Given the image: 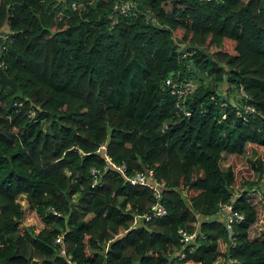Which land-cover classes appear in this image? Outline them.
<instances>
[{
	"label": "trees",
	"instance_id": "16d2710c",
	"mask_svg": "<svg viewBox=\"0 0 264 264\" xmlns=\"http://www.w3.org/2000/svg\"><path fill=\"white\" fill-rule=\"evenodd\" d=\"M134 2L123 14L113 0H0V63L16 84L0 86V264H264L249 199L255 182L264 198V0ZM169 75L196 81L188 113ZM220 82L245 94L229 100ZM247 142L255 177L238 189L221 160ZM145 166L166 212L136 218L156 198L126 175ZM230 195L243 217L228 228Z\"/></svg>",
	"mask_w": 264,
	"mask_h": 264
},
{
	"label": "built area",
	"instance_id": "2783aa9c",
	"mask_svg": "<svg viewBox=\"0 0 264 264\" xmlns=\"http://www.w3.org/2000/svg\"><path fill=\"white\" fill-rule=\"evenodd\" d=\"M134 4H135L134 0H113L112 8L114 11H118L123 14H126L128 12L135 13ZM71 5L75 6L76 2L71 1ZM165 81L166 83H168L170 91L176 97L175 105L178 108L182 107L184 111L188 113V110H185L184 108V101L186 95L190 91H192V89L196 85V81L193 79L175 80L170 75L165 78ZM233 92L234 94L237 93L238 95L239 93L245 94V91L243 90L242 86H239L238 88H234ZM243 109L247 111H251L253 110V106L248 103H244ZM105 159L107 160L108 163H111L119 170H123L124 167L123 164H115L108 155H105ZM91 172L93 173V179H92V184H93L96 181V170L92 168ZM126 178L132 183L137 182L148 185L154 197L156 198V200L153 203H151L149 208L145 212L141 214H137L136 218L137 217L149 218L151 216L162 215L166 212L165 206L158 200L161 188L164 185V180L162 178H159L155 174L154 167L145 166L142 169L136 170L130 175H126ZM232 200H233V195H230V197L227 200L220 202L219 213L221 214V217H223V220L225 221V224L228 228L232 226V223L234 221H238L243 217V213L233 207ZM178 231L180 232L181 240L184 242H189L193 237V232H187L183 228H179ZM55 240H59V236H56ZM59 251L61 253H64V248L60 247ZM66 256L67 259H69L70 255L67 254Z\"/></svg>",
	"mask_w": 264,
	"mask_h": 264
},
{
	"label": "rangeland",
	"instance_id": "374dc122",
	"mask_svg": "<svg viewBox=\"0 0 264 264\" xmlns=\"http://www.w3.org/2000/svg\"><path fill=\"white\" fill-rule=\"evenodd\" d=\"M218 88L221 91L222 95L226 96L229 100L235 101L238 99V97L234 94L235 91L233 92L234 89H232L229 84L225 82H220ZM141 98L144 103L149 102L151 98V92L149 91V89L148 92H144L142 94ZM255 147V145L247 142L245 144V149L242 153H225L224 157L221 160L222 166H225L227 164L233 166L235 174V188L239 189L241 186H245V183L243 181H245L246 179H254L255 177L249 163V158L255 156L256 152H258ZM249 189H251V196L249 197V199L255 204L258 212V217L256 221L253 225L250 226V234L254 235L258 234L261 227L264 226V198L262 188L259 182H255ZM23 204H25V202H23ZM23 221L25 223L32 224L35 230H37L42 225V222L36 216V214L27 208L24 212ZM222 245L223 244H221V246ZM222 260L223 258L222 256H220L218 258V262Z\"/></svg>",
	"mask_w": 264,
	"mask_h": 264
},
{
	"label": "water",
	"instance_id": "95a60500",
	"mask_svg": "<svg viewBox=\"0 0 264 264\" xmlns=\"http://www.w3.org/2000/svg\"><path fill=\"white\" fill-rule=\"evenodd\" d=\"M5 84H9L13 88L16 87V84H15V81L13 80V78L8 76L5 73L4 68L0 64V86L5 85Z\"/></svg>",
	"mask_w": 264,
	"mask_h": 264
}]
</instances>
